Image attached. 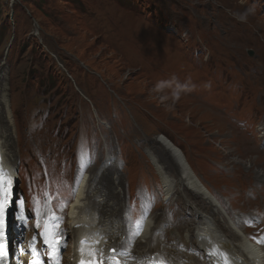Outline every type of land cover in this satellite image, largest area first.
Instances as JSON below:
<instances>
[{
  "label": "rangeland",
  "instance_id": "obj_1",
  "mask_svg": "<svg viewBox=\"0 0 264 264\" xmlns=\"http://www.w3.org/2000/svg\"><path fill=\"white\" fill-rule=\"evenodd\" d=\"M250 6L255 7V12L246 23L238 22L229 14V10L243 11ZM2 13L12 15L9 31L8 27L0 30V69L4 70L0 73L8 77L10 99L15 100V121L18 117L21 124L18 125L21 144L18 142L19 146H16L14 142V152H17L16 147L24 148L29 159L37 162V148L54 166L56 158L62 157L61 147L53 146L50 136L58 134L64 124L60 135L71 139L70 142H62L69 147L72 145L70 154L73 161L78 141H75L76 135L85 132L91 139L90 147L94 146L96 161L105 155L108 148L130 154L122 162L117 158L121 166L116 171L119 170L122 180L120 185L124 198L132 182L135 189L137 185L153 186L155 183V192L148 186L136 194H148L156 199V192L159 194L161 190L144 151L147 145L152 148L153 139L162 133L179 145L184 155L194 162L192 165L205 177L220 185L218 188L209 184V187L220 192L226 200L225 195H229L234 214L251 217L253 223L246 221L242 227L257 232L259 228L254 224L264 222V201L245 199L242 203L235 202L234 193L229 189L231 178L226 177L224 171H219L220 167L215 164L231 166L264 180V156L238 147L234 143L235 137L229 130H223L214 114L207 112L201 103L181 92L177 97L174 95L176 90L172 91L167 86L157 90L156 85L161 82H157L158 76L170 80L172 77L189 76L190 64L192 69L208 74L204 82L197 83L190 91L200 92L204 84L212 81L210 93H213L215 102V95L223 99L222 104L217 102L221 106L242 102L241 96L244 101L249 100L252 93L261 89L264 92V70L263 75L259 74L264 69V0H0V20ZM200 23L212 28L204 36L212 37V47L223 52L228 61L200 59L204 52L200 53V48L191 42L196 36L201 38ZM229 23L236 26L232 27V32H226ZM175 27L185 31L188 40L183 38V33L178 36ZM146 32L150 36L143 43L141 40ZM13 34L12 47L5 55L8 37ZM115 34L130 50L127 60L106 43V37ZM132 35L139 39L137 48L128 46ZM157 37L162 40L155 42ZM204 43L209 45L211 41L205 40ZM159 46L163 57L157 60L160 55L156 48ZM249 50L252 55H249ZM50 53L56 55L72 74L85 98L73 89L70 79L54 69L55 61L49 58ZM142 63L151 64L155 71ZM157 66L162 70L158 71ZM49 70L50 81L56 88L40 99L37 97V82L44 79ZM237 73L243 76L239 77ZM229 78L236 83L235 86ZM105 82L123 99L117 100ZM198 107L203 111H197ZM257 110L264 114V97ZM35 113L38 118L34 117ZM49 113L51 115L47 117ZM251 116V125L245 127L252 139H258L264 133L259 125L261 115L258 113L259 119L257 114ZM98 120H105L110 126L101 137L96 126ZM35 121L38 124L33 126ZM41 123L44 130L43 142L40 140L42 148L32 140L39 134ZM67 125H70L69 129ZM256 127L257 134L254 132ZM31 128H34L33 132ZM15 137L13 133L12 139L16 140ZM259 143V149L264 152L263 136ZM153 152L160 155L154 146ZM165 156L167 165L177 172L178 168L167 153H163L161 159L165 161ZM198 157L209 160L204 163ZM140 158L144 160L140 161ZM73 161L71 165L67 163L68 172L74 169ZM89 163L90 167L94 165ZM118 190L120 186L114 189ZM156 200L157 205L162 202V192ZM163 204L168 205L165 201Z\"/></svg>",
  "mask_w": 264,
  "mask_h": 264
},
{
  "label": "bare ground",
  "instance_id": "obj_2",
  "mask_svg": "<svg viewBox=\"0 0 264 264\" xmlns=\"http://www.w3.org/2000/svg\"><path fill=\"white\" fill-rule=\"evenodd\" d=\"M232 27L236 28L235 24L229 23L226 32H232L234 30ZM205 39L210 40L211 43L205 45L202 42ZM212 41L213 39L210 35H203L201 40H195L193 45H196L197 49L203 47L206 61L209 58H218L221 59V62L225 61L224 53L215 50L212 47ZM220 53H222L221 57L219 56ZM263 70L259 71L260 75H263ZM237 74L239 77L243 76V74ZM237 74L234 75L236 82ZM189 79L191 83L197 81L194 77L179 79V81L182 83L187 82ZM231 82L235 86L236 83L232 80ZM207 85H210V87ZM0 86L5 95L6 88L3 77L0 78ZM212 88V81H208L203 85V90H201L202 93L209 96L208 100H204L198 93L197 95L189 91H181V93L192 98L194 102L201 103L207 112L214 114L216 120L222 125L223 130H229L228 132L235 137L234 143L238 147L246 152L253 151L264 156V152L259 149V141L262 136L264 138V133L262 136L259 135L258 139H252L248 135L243 121L241 119L239 121L234 115L235 110L239 106L244 107L245 114H257L258 117L259 113L261 115L259 125L261 130H264V114L257 110L263 103V90L261 89V92H254L253 90L254 93L251 94V99L248 102H244V97L241 96L242 102L237 101L232 106H221L219 104L224 101L221 98H217L216 95L214 98L217 99L219 104L213 100V93H210ZM174 89L176 90L175 83L172 91ZM2 96H0V99ZM0 104H2L0 111H4L6 118V121L0 124L4 130H9L14 127V121L12 119L9 121L11 113L7 111L9 101L5 97L3 103ZM196 110L203 111L199 107ZM257 131L256 127L254 129L255 134H257ZM3 146L5 145L0 144L3 163L12 167L11 160L7 158V154L3 151ZM149 146H146L144 152L149 157V162L154 168L157 177L156 181L162 192V202L156 205L145 219L140 234L134 241L135 246L128 251L141 258L148 257L149 253H151L156 258L175 260L176 264H208L205 260V252L216 247L225 252L226 260L230 264H264V244L261 243L264 229H258L254 233L250 229L243 228V223L247 217L231 213L227 207L225 208L219 199V195H217L218 192L215 189L212 191L211 187H209V184L218 188L220 185L210 181L209 177H205L196 166H193L194 162L184 155L177 143L161 133L157 134L153 139L152 148ZM153 146L160 155H156L153 152ZM163 153H167L173 159L176 168H178L177 172L175 168L167 165L168 159L166 156L165 161L161 159ZM106 160H110V158L104 159V161ZM119 167L120 164L116 162L113 163L112 167H103L101 165L99 174L93 173V169L91 170L92 175L90 174L89 176L88 174L86 180L82 181L75 199L69 205L68 215L70 218L68 223L71 225L67 227L68 233L70 232V234L78 238L87 235L89 238H94L98 243L101 242V246L104 245L105 240L108 242L113 240V243L116 242L118 248H128V242L132 239L133 233L129 231L130 229H127V224L130 223L131 217L129 215L130 211L123 200V192L120 185L122 180H120V174H118L119 170L115 172L116 168ZM219 171H224V175L231 178L232 184L229 189L234 193L235 202L242 203L245 199L264 201V180L223 164ZM114 175L116 176L115 178ZM116 179H118L117 182ZM91 182L94 187H91ZM118 186H120V190L114 191L115 188L118 189ZM181 190H185L183 193L184 200L178 205L176 214H173L175 219L168 217L166 220L168 213L163 206V201L174 203L175 197L179 198V191ZM11 191L14 192L13 186ZM221 192L224 194L223 191ZM225 196L230 200L228 194ZM180 199L182 200V198ZM230 204L232 205L231 208H233L231 200ZM10 205L12 210L14 206L11 200ZM88 206L92 212H87ZM129 227L131 228V223ZM29 234L30 232H27V238ZM122 236H125L124 241H120ZM153 239L157 241V247H154ZM24 246H27V239H25ZM146 249L149 250V253L145 255ZM197 250L201 251L200 255L196 254ZM170 251L173 252L170 253ZM211 259H213L212 256ZM182 260H185V262H182ZM11 261H14V259ZM127 263L130 264V262ZM63 264H73L69 255H65ZM216 264L219 263L217 262Z\"/></svg>",
  "mask_w": 264,
  "mask_h": 264
},
{
  "label": "clouds",
  "instance_id": "obj_3",
  "mask_svg": "<svg viewBox=\"0 0 264 264\" xmlns=\"http://www.w3.org/2000/svg\"><path fill=\"white\" fill-rule=\"evenodd\" d=\"M254 12H255L254 6L247 7L243 11L229 10V14L240 23H246L248 21L249 16L254 14ZM172 81L176 82L175 83L176 91L174 92V95H176L177 97L179 96L181 91H190L195 87V84H192L190 79L187 82L180 83L179 81H177L176 77H172ZM170 83L171 81H161L156 85V89L161 90ZM207 86L210 87V85Z\"/></svg>",
  "mask_w": 264,
  "mask_h": 264
},
{
  "label": "snow or ice",
  "instance_id": "obj_4",
  "mask_svg": "<svg viewBox=\"0 0 264 264\" xmlns=\"http://www.w3.org/2000/svg\"><path fill=\"white\" fill-rule=\"evenodd\" d=\"M6 199V198H5ZM7 207V204L5 203L4 205H0V231H2L3 227H4V211L5 208ZM45 243L49 244V247H51L53 249V253L52 255H55V249H56V245L51 243L47 236H45ZM33 255H36V249L33 248ZM8 258V251L6 249V247L0 243V264H3V262ZM32 264H40V261L38 260H33Z\"/></svg>",
  "mask_w": 264,
  "mask_h": 264
}]
</instances>
